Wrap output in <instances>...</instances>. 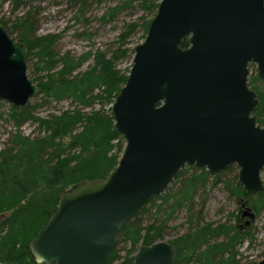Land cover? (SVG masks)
<instances>
[{
    "label": "water",
    "instance_id": "obj_1",
    "mask_svg": "<svg viewBox=\"0 0 264 264\" xmlns=\"http://www.w3.org/2000/svg\"><path fill=\"white\" fill-rule=\"evenodd\" d=\"M27 58V46L0 25V101L21 111L39 93ZM249 65L264 80V0H160L110 106L124 143L117 166L59 195L29 243L33 261L108 264L125 225L184 167L218 177L235 166L248 195L262 192L264 126L255 115L259 99L248 85ZM244 207L243 216L254 219ZM175 261L165 241L141 246L133 257V264Z\"/></svg>",
    "mask_w": 264,
    "mask_h": 264
},
{
    "label": "trees",
    "instance_id": "obj_2",
    "mask_svg": "<svg viewBox=\"0 0 264 264\" xmlns=\"http://www.w3.org/2000/svg\"><path fill=\"white\" fill-rule=\"evenodd\" d=\"M104 1L114 0H67L77 8L76 22H87L85 16L89 6ZM117 1L121 6L110 10L111 17L123 8L136 6L153 18L160 0ZM43 2L0 0V5L7 4L12 14L18 13L13 19L0 20V25L10 37L15 35L14 41L27 46V62L32 66L33 80L39 89L35 99L41 101L29 104L24 111L10 107L7 115V121L14 127L31 123L40 134L34 137L20 132L11 134L0 149V215L10 213L0 219V264H36L29 252V243L55 212L59 195L80 181L103 178L117 166L124 143L113 130L110 106L129 72L126 74L118 69L117 63L133 55V51L125 47L127 39L138 27L143 28L146 35L151 21L126 25L117 40L118 47L109 57L99 51L80 56L70 52L60 54L55 50L59 36H37L39 5ZM181 46L188 47V41H183ZM89 61L92 65L81 72V67ZM256 81L257 77L248 85L258 95L255 115L258 123L264 126V92L255 87ZM64 101L73 109L44 118L36 113L42 104ZM96 105L99 106L97 110L93 108ZM189 170L188 176L184 170L178 173L177 191L149 202L141 215L161 200L156 208L157 217L149 225H142L141 216L125 225L119 242L128 247L120 256L118 242L108 264H133L139 247L163 241L165 224L180 211L187 213L190 226L185 234L168 242L175 249V264H241L238 249L243 244H253L251 227L241 228L238 219L235 225L229 221L194 225L193 221L198 218L194 213L195 198L208 185L209 174L204 169ZM218 180L219 177L214 178L212 185ZM224 188L230 196L247 205L256 218L264 213V190L248 195L237 178L233 183H225Z\"/></svg>",
    "mask_w": 264,
    "mask_h": 264
},
{
    "label": "rangeland",
    "instance_id": "obj_3",
    "mask_svg": "<svg viewBox=\"0 0 264 264\" xmlns=\"http://www.w3.org/2000/svg\"><path fill=\"white\" fill-rule=\"evenodd\" d=\"M116 6H121L117 0L104 1L100 4L93 3L86 11L87 22H83V20L76 22L74 17L77 8L72 7L67 0H44L39 5L37 36H59L55 44V50L60 54L70 52L75 56H80L89 51L92 53L99 51L109 57L111 52L118 47L117 40L120 34L125 31L126 25L130 23L140 24L152 20V16L148 12L136 6L132 9L123 8L115 13L113 17L109 16L110 10ZM16 15L18 13L12 14L7 4L0 5V20L13 19ZM81 33H85V35L80 36ZM145 36L143 28L138 27L127 39L125 47L134 53V48L143 42ZM11 38L15 39V35H11ZM132 57L133 55L119 61L117 68L127 74L131 67ZM88 65H92V61L84 64L80 71H85ZM27 73L30 78H34L32 66L28 62ZM255 77H257L256 66L249 65L248 83ZM254 85L259 91L264 92V80L258 79ZM35 102L39 103L41 101L40 99H34L30 104L33 105ZM10 107L7 103L0 101V149L4 148L11 134L20 132L25 136L31 137L40 134L36 125L31 123H26L19 128L9 123L7 115L10 113ZM93 108L97 110L99 106L96 105ZM72 109V105L64 101L61 103L42 104L36 110V113L44 118L49 114H58ZM183 170L186 172V176L191 173L187 167H184ZM237 173V167L231 166L229 170L218 176L219 180L213 185L212 181L216 177L209 175L208 185L204 191H199L195 198L194 213L198 215V218L193 221V224H198L199 226L204 224L217 225L229 221L232 225H235L238 219L241 221L239 223L241 228L245 226L246 228L251 227V232L254 235L253 244H243L239 247L238 252L241 257V264H257L264 258V213L254 219L243 216L245 212L244 206L247 207V205H244L241 200L230 196L229 192L225 190V183H233L235 178H237ZM262 177L264 179V173ZM178 188L179 180L175 178L162 196L170 191L173 193ZM160 203L161 200L157 201L155 207H148L147 212L140 215L143 226L149 225L157 217L156 208ZM158 217L161 218L162 216L160 217L159 215ZM189 226L187 213L185 211L176 213L173 219L165 224L163 241L170 242L185 234ZM127 247L128 245L119 242L117 248L120 256H123L124 249Z\"/></svg>",
    "mask_w": 264,
    "mask_h": 264
},
{
    "label": "flooded vegetation",
    "instance_id": "obj_4",
    "mask_svg": "<svg viewBox=\"0 0 264 264\" xmlns=\"http://www.w3.org/2000/svg\"><path fill=\"white\" fill-rule=\"evenodd\" d=\"M190 169V168H189ZM183 170V169H182ZM246 227V226H245Z\"/></svg>",
    "mask_w": 264,
    "mask_h": 264
}]
</instances>
